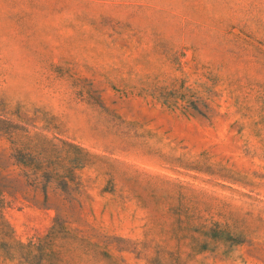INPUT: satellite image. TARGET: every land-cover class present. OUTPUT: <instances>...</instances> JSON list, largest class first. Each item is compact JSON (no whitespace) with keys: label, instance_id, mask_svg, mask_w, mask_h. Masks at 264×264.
<instances>
[{"label":"rangeland","instance_id":"rangeland-1","mask_svg":"<svg viewBox=\"0 0 264 264\" xmlns=\"http://www.w3.org/2000/svg\"><path fill=\"white\" fill-rule=\"evenodd\" d=\"M0 264H264V0H0Z\"/></svg>","mask_w":264,"mask_h":264}]
</instances>
